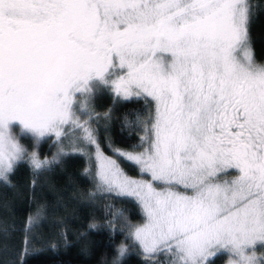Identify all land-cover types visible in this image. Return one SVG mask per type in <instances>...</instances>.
I'll return each mask as SVG.
<instances>
[{"label":"snow or ice","instance_id":"6c2138e0","mask_svg":"<svg viewBox=\"0 0 264 264\" xmlns=\"http://www.w3.org/2000/svg\"><path fill=\"white\" fill-rule=\"evenodd\" d=\"M250 14L249 0H0V176L52 163L20 132L34 147L54 136L63 154L71 130L73 151L96 147L98 188L138 203L128 235L145 256L264 264V64ZM101 90L154 105L143 151L115 152L139 177L100 150L89 101Z\"/></svg>","mask_w":264,"mask_h":264},{"label":"trees","instance_id":"16d2710c","mask_svg":"<svg viewBox=\"0 0 264 264\" xmlns=\"http://www.w3.org/2000/svg\"><path fill=\"white\" fill-rule=\"evenodd\" d=\"M249 2V38L254 57L260 59L264 56V0ZM89 107L99 145L127 173L143 175L115 152L142 147L143 121L154 105H146L143 98L114 101L112 94L101 90ZM19 138L28 152L34 148L41 160L52 163L35 170L25 159L8 174L9 182L0 180V264H162V253L145 256L128 235L127 224L142 219L138 203L98 188L95 162L87 151H73L64 143L63 154H54L58 145L53 137L38 147L31 136L19 134ZM121 245L127 249L123 256L118 252ZM224 258L225 254L217 253L210 260L219 264Z\"/></svg>","mask_w":264,"mask_h":264},{"label":"rangeland","instance_id":"374dc122","mask_svg":"<svg viewBox=\"0 0 264 264\" xmlns=\"http://www.w3.org/2000/svg\"><path fill=\"white\" fill-rule=\"evenodd\" d=\"M83 100V99H82ZM15 127V125H14ZM19 134H22V135H27V136H30L29 134L27 133H24V132H20ZM144 131H143V135H144ZM67 136L68 138L65 139L64 143H66L67 147L68 148H71L73 149V144H72V140L74 139V133L71 132V130H69L67 132ZM53 139L55 140V137L53 136ZM98 143V142H97ZM99 144V143H98ZM25 146V145H24ZM100 146V145H99ZM147 145H142L141 148H127V149H121V148H117V150H120V151H125V152H141L143 151V148L146 147ZM26 147V146H25ZM59 145L57 146V148H54L53 149V153L56 154L57 151H59ZM77 148L78 150H85L87 151L94 159V162H95V151H96V147L95 145H89L86 141L82 142V143H79L77 145ZM64 149V148H63ZM100 150L106 155V156H110L112 157L113 159H115V157L113 156V154L107 152L106 150H104L101 146H100ZM31 151H35V149H31ZM123 169V168H122ZM124 170V169H123ZM125 171V170H124ZM126 172V171H125ZM127 173V172H126ZM129 176H132V177H139L137 175H132V174H129L127 173ZM144 179H150V177H144ZM257 256H264V249H263V252H256ZM163 255V262L162 264H172V257H171V254H165V253H162ZM229 259L230 257L228 255H225V258L219 263V264H229Z\"/></svg>","mask_w":264,"mask_h":264},{"label":"flooded vegetation","instance_id":"af4514ba","mask_svg":"<svg viewBox=\"0 0 264 264\" xmlns=\"http://www.w3.org/2000/svg\"><path fill=\"white\" fill-rule=\"evenodd\" d=\"M249 3H250V2H249ZM250 5H251V4H250ZM251 13H252V8H251ZM249 42H250V38H249ZM250 47H251V50H252V52H253V48H252V44H251V42H250ZM253 56H254V52H253ZM254 59H255L256 63H258V64H264V56L261 57L260 59H257V58L254 57ZM230 174H231V170H230ZM229 178H230V177H229Z\"/></svg>","mask_w":264,"mask_h":264},{"label":"clouds","instance_id":"9594fccd","mask_svg":"<svg viewBox=\"0 0 264 264\" xmlns=\"http://www.w3.org/2000/svg\"><path fill=\"white\" fill-rule=\"evenodd\" d=\"M0 180H4L5 182H9L8 181V174L6 176H0Z\"/></svg>","mask_w":264,"mask_h":264}]
</instances>
